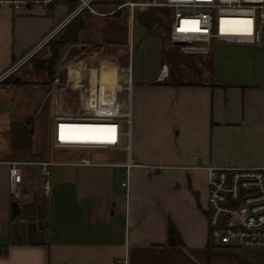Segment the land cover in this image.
<instances>
[{
  "label": "crops",
  "instance_id": "0c3cea01",
  "mask_svg": "<svg viewBox=\"0 0 264 264\" xmlns=\"http://www.w3.org/2000/svg\"><path fill=\"white\" fill-rule=\"evenodd\" d=\"M128 2L144 1L92 0L93 12L80 0L0 5V264H205L204 168L264 166V64L229 76L213 61L205 67L212 52L176 68L147 10ZM126 115L129 156L53 148L58 118ZM13 161L54 162L49 194L40 166L27 164L14 198ZM170 225L183 246L170 244ZM214 244L228 252L215 264L228 256L264 264V249Z\"/></svg>",
  "mask_w": 264,
  "mask_h": 264
},
{
  "label": "built area",
  "instance_id": "2783aa9c",
  "mask_svg": "<svg viewBox=\"0 0 264 264\" xmlns=\"http://www.w3.org/2000/svg\"><path fill=\"white\" fill-rule=\"evenodd\" d=\"M53 0H0L15 10ZM80 9L94 11L92 0H80ZM135 7H165L171 10L169 42L185 56H208L213 44L258 45L264 32V0H146L128 2ZM163 65L162 73H167ZM115 129L112 133L110 130ZM63 135V139L61 138ZM114 137V139H113ZM53 148L131 150V121L123 117L58 118L53 122ZM82 164H96L83 159ZM40 166L42 188L50 192L52 161L10 162V189L18 198L22 165ZM130 169L133 164H124ZM208 227L211 239L232 249H264V166L243 164L206 166ZM128 181L123 183L127 186ZM2 225L0 224V232Z\"/></svg>",
  "mask_w": 264,
  "mask_h": 264
},
{
  "label": "rangeland",
  "instance_id": "374dc122",
  "mask_svg": "<svg viewBox=\"0 0 264 264\" xmlns=\"http://www.w3.org/2000/svg\"><path fill=\"white\" fill-rule=\"evenodd\" d=\"M144 9L147 10L146 13L149 15L150 24L152 25L154 31H157L163 37L165 36L166 40L169 41L168 27L172 19L171 10L165 7H144ZM142 22H146V20L143 18ZM262 37L263 42L261 46L246 44H225L215 42L213 44L212 50L213 56L204 57V59L209 58L205 62V67H210L211 65L212 68L213 61V67L218 73H225L229 76H237L239 72H255V70L260 66L261 63L264 64V32L262 34ZM170 47L172 49L170 56L174 59L173 61L176 68H178L179 64L182 62L186 65L187 60L189 58H192L181 55L175 46H169V48ZM211 244H214L213 240ZM212 250L215 253V258L218 257V255L220 257H225L228 255L227 251L220 250L215 246L212 247ZM220 259L217 264H249L244 260H240L236 256H228L227 258Z\"/></svg>",
  "mask_w": 264,
  "mask_h": 264
},
{
  "label": "trees",
  "instance_id": "16d2710c",
  "mask_svg": "<svg viewBox=\"0 0 264 264\" xmlns=\"http://www.w3.org/2000/svg\"><path fill=\"white\" fill-rule=\"evenodd\" d=\"M80 27L81 26H78V27L75 28V30L72 32V36L71 37L74 38L76 33L79 31ZM66 43H69V38L64 39V40L61 41V45H65ZM169 45L172 46L170 44V42H169ZM58 58H59V51L55 50L54 54L52 55V58L49 60V65H50V69H51L52 72H53V69H54V67L56 65V62H57ZM169 240H170V244L171 245L183 246V242H182L180 236L178 235L177 230L174 228L173 225H170V228H169ZM211 241H212V239L210 238V242L207 245L205 264H215L213 262V258L215 256V253L212 250V247H214L215 245L214 244L212 245Z\"/></svg>",
  "mask_w": 264,
  "mask_h": 264
},
{
  "label": "water",
  "instance_id": "95a60500",
  "mask_svg": "<svg viewBox=\"0 0 264 264\" xmlns=\"http://www.w3.org/2000/svg\"><path fill=\"white\" fill-rule=\"evenodd\" d=\"M58 81L61 83L66 82V69H63L59 72ZM20 212H21V208H20L18 202L14 201L12 203V211H11L12 218L15 219L20 214Z\"/></svg>",
  "mask_w": 264,
  "mask_h": 264
},
{
  "label": "snow or ice",
  "instance_id": "6c2138e0",
  "mask_svg": "<svg viewBox=\"0 0 264 264\" xmlns=\"http://www.w3.org/2000/svg\"><path fill=\"white\" fill-rule=\"evenodd\" d=\"M110 131H111L112 133H114V132H115V129H111ZM61 138H62V139L64 138L63 135H62ZM113 139H114V137H113Z\"/></svg>",
  "mask_w": 264,
  "mask_h": 264
}]
</instances>
